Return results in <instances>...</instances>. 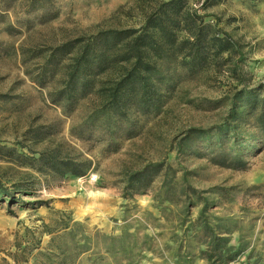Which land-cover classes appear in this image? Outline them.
<instances>
[{
	"label": "rangeland",
	"instance_id": "rangeland-1",
	"mask_svg": "<svg viewBox=\"0 0 264 264\" xmlns=\"http://www.w3.org/2000/svg\"><path fill=\"white\" fill-rule=\"evenodd\" d=\"M163 1L48 0L49 8L38 10L29 0H0V189L13 193L0 194V264H48L49 257L59 259L58 244L66 251L63 264H210L200 253L205 198L209 220L232 230L234 245L242 233L251 239L231 264L246 261L253 244L264 248V187L255 188L264 186L261 127L245 121L238 134H215L198 149L178 145L191 127L222 126L239 93L264 98V0H185L229 46L200 73L181 74L162 110L139 114L136 132L118 150L99 129L79 137L88 101L68 115L27 73L43 59L34 50L47 53L103 28H139ZM219 151L238 155L246 166L216 162ZM52 153L89 168L81 176L47 172ZM158 163L150 189L127 196L129 173ZM89 170L98 174L91 184L80 179ZM166 171L178 189L197 190L189 211L179 196L157 199ZM94 189L109 197L96 205L103 216L84 215ZM26 242L28 259L14 261L16 243Z\"/></svg>",
	"mask_w": 264,
	"mask_h": 264
},
{
	"label": "trees",
	"instance_id": "trees-1",
	"mask_svg": "<svg viewBox=\"0 0 264 264\" xmlns=\"http://www.w3.org/2000/svg\"><path fill=\"white\" fill-rule=\"evenodd\" d=\"M47 2L29 0V8H49ZM184 3L185 0L161 2L139 28H103L53 46L47 53L34 50L33 56H43V59L37 71L27 70V73L36 83L47 88L50 100L68 115L81 103L88 101L91 107L77 127L79 137H83L85 132L99 129L109 140L108 145L118 150L121 139L131 137L136 132L134 124L139 114L162 110L175 93L181 74L200 73L229 46L228 39H220L216 33L212 35L214 28L211 24L198 21V13L191 12ZM238 95V101L235 99L233 102L222 126L214 129L191 127L179 139V147L198 149L205 141L211 142L215 134H238L245 121L259 125L264 132V98L254 91L248 95ZM213 159L235 168L246 166L244 159L224 151L216 153ZM45 162L48 164L47 172L59 175L81 176L89 168L88 165H80L54 153ZM162 166L163 163L147 164L129 173L125 185L127 196L148 191ZM171 168L168 166V169ZM166 173L163 190L158 193L157 199L171 202L179 196L177 201H185L184 211H189L190 204L194 203L192 194L197 193V190L191 185L178 189L177 184L170 179L172 174ZM263 187L262 184L255 185L258 189ZM3 192L8 196L13 194L0 189V194ZM202 202L199 223L201 231L205 233L202 241L205 247L201 255L210 264L238 261L251 244V239L242 233L239 244L234 245L232 230L220 221L212 223L206 215L207 198ZM23 246L16 243V250L11 254L14 261L28 259L26 250L31 245L26 242ZM58 248L59 259L49 257L48 264L65 263L66 258L60 256L66 251L59 244ZM241 264H264V248L253 244L246 253V261Z\"/></svg>",
	"mask_w": 264,
	"mask_h": 264
},
{
	"label": "clouds",
	"instance_id": "clouds-1",
	"mask_svg": "<svg viewBox=\"0 0 264 264\" xmlns=\"http://www.w3.org/2000/svg\"><path fill=\"white\" fill-rule=\"evenodd\" d=\"M80 179L87 180L91 184L92 181L98 179V174L89 170V173H87L85 177H81ZM87 195L88 199L92 201V205L85 206L86 211L84 212V215H88L90 213H98L99 215L103 216L102 210L96 207V205L100 200L109 198L104 194V190L94 189L89 191ZM144 203L145 202L142 200L141 204L143 205Z\"/></svg>",
	"mask_w": 264,
	"mask_h": 264
}]
</instances>
